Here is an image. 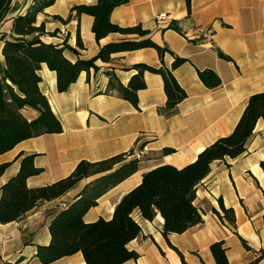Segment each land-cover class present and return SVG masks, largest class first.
Listing matches in <instances>:
<instances>
[{
	"label": "crops",
	"instance_id": "obj_1",
	"mask_svg": "<svg viewBox=\"0 0 264 264\" xmlns=\"http://www.w3.org/2000/svg\"><path fill=\"white\" fill-rule=\"evenodd\" d=\"M32 1H10L0 23V60L1 33L9 35L13 17L24 14ZM96 1L55 0L45 7L36 16L47 32L42 39L76 48L77 53L64 51L75 61L93 57L109 42L137 38L113 32L96 39L93 16L71 11L76 4ZM163 12L166 16L158 18ZM57 15L70 17L61 21ZM110 18L121 26L140 23L168 51L163 57L154 47L114 52L110 61L97 59L96 69L82 70L62 92L56 86V72L42 64L40 89L61 121L62 131L23 139L0 154V164L10 163L0 176V186L19 170L20 153L34 154V163L42 171L29 176L27 184L35 187L69 175L80 160H102L130 149L141 151L139 169L97 199V205L84 215L88 222L110 219L115 205L141 182L144 172L166 163L180 168L195 160L207 145L233 131L249 96L264 92V0H128L116 6ZM196 26L205 28L198 37L193 35ZM78 35L82 48L77 46ZM176 56L184 61L172 73L186 96L170 116L160 111L167 97L159 73L144 72L146 86L137 91V106L116 90H107L109 70L126 85L137 72L134 64L171 68ZM203 69L212 70L220 83L214 87L205 84L198 75ZM23 113L29 119L36 115L30 108ZM163 148L173 150L162 153ZM96 176L82 179L58 198L38 203L20 219L0 223V264H42L35 254L38 244L50 241L48 226L53 214ZM219 201L234 209L235 225L219 218L216 211L223 215ZM195 204L203 221L167 237L159 212L148 220L135 210L141 233L128 247L138 257L126 264H215L210 244L217 240L224 241L229 264H264V257L258 258L264 250V118L257 120L244 153L212 161L197 186ZM48 264L86 263L79 251Z\"/></svg>",
	"mask_w": 264,
	"mask_h": 264
},
{
	"label": "trees",
	"instance_id": "obj_2",
	"mask_svg": "<svg viewBox=\"0 0 264 264\" xmlns=\"http://www.w3.org/2000/svg\"><path fill=\"white\" fill-rule=\"evenodd\" d=\"M11 0H0V23L8 12ZM128 0H97L94 4L81 3L71 8L76 15L86 13L93 16L92 31L96 39L109 33L133 34L137 38L109 42L100 47L98 53L91 58H78L71 61L64 53L66 49L77 53V49L66 42L62 45L45 42L44 22L37 23V14L55 2V0H33L24 14L13 17L9 35L1 33L2 55L0 60V154L13 148L23 139L45 133L62 131V124L53 112L47 96L40 89L42 80L39 70L42 64L56 72V86L62 92L76 81L82 70L97 68L95 61H110L111 54L117 51L134 50L143 47H154L160 57L168 48L155 43L149 31L140 23L132 26H121L112 22V10ZM61 21H67L70 16ZM77 46L83 47L80 36ZM218 54L227 57L221 51ZM184 61L176 56L171 68L153 67L145 63H136L133 74L125 85L120 82L113 70L107 71L109 76L108 91L117 93L138 105L137 91L146 86L144 72L159 73L164 82L166 103L160 111L170 116L176 105L186 96L179 85L172 69ZM200 79L210 87L220 83L219 77L210 69L198 70ZM24 108L36 112L33 118L23 113ZM264 118V92L249 96L233 131L214 140L202 149L195 160L183 167L172 164L158 165L142 175L141 182L125 193L115 205L110 219L99 217L88 222L84 219L86 212L97 205V199L136 172L143 159L130 149L109 158L97 161L80 160L74 170L67 176L48 184L30 187L27 178L39 174L42 168L34 163V154L20 153V167L16 174L0 186V223L20 219L38 203L53 200L65 194L84 178L97 175L87 182L79 194L68 204L57 210L50 222V241L38 244L35 256L42 264H48L66 255L81 252L86 264H126L136 259L138 253L130 249L131 240L140 236L141 227L134 218V211L139 210L142 217L152 220L157 212L163 217V234L182 233L192 226L200 224L202 216L195 204L198 184L210 171L212 161L236 158L246 151V144L256 122ZM172 148H163L162 153H169ZM9 162L0 164V176ZM223 215L235 225V213L232 207L226 208L219 201ZM223 240L210 244V251L215 264H229ZM182 255V254H181ZM264 257L261 250L258 258ZM3 264H13L4 262Z\"/></svg>",
	"mask_w": 264,
	"mask_h": 264
},
{
	"label": "built area",
	"instance_id": "obj_3",
	"mask_svg": "<svg viewBox=\"0 0 264 264\" xmlns=\"http://www.w3.org/2000/svg\"><path fill=\"white\" fill-rule=\"evenodd\" d=\"M166 16V13H160L159 15H158V18H163V17H165ZM205 31V28L203 27V26H196L194 29H193V35L194 36H196V37H198L201 33H203ZM207 32H208V30H207ZM208 38V37H207ZM141 151H139V150H137V151H135V155L137 156V157H141Z\"/></svg>",
	"mask_w": 264,
	"mask_h": 264
},
{
	"label": "rangeland",
	"instance_id": "obj_4",
	"mask_svg": "<svg viewBox=\"0 0 264 264\" xmlns=\"http://www.w3.org/2000/svg\"><path fill=\"white\" fill-rule=\"evenodd\" d=\"M2 28H0V30H1ZM143 155V153H141V156Z\"/></svg>",
	"mask_w": 264,
	"mask_h": 264
}]
</instances>
